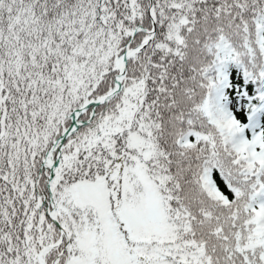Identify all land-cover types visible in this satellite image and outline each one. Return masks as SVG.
Segmentation results:
<instances>
[{
	"label": "snow or ice",
	"instance_id": "6c2138e0",
	"mask_svg": "<svg viewBox=\"0 0 264 264\" xmlns=\"http://www.w3.org/2000/svg\"><path fill=\"white\" fill-rule=\"evenodd\" d=\"M0 264H264V0H0Z\"/></svg>",
	"mask_w": 264,
	"mask_h": 264
}]
</instances>
